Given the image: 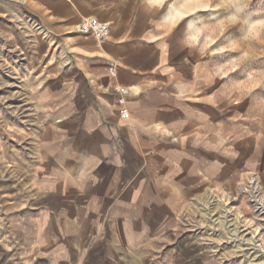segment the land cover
<instances>
[{"label":"crops","instance_id":"1","mask_svg":"<svg viewBox=\"0 0 264 264\" xmlns=\"http://www.w3.org/2000/svg\"><path fill=\"white\" fill-rule=\"evenodd\" d=\"M23 7L66 54L68 83L47 93L55 115L39 136L31 207L10 217L18 244L0 249V264H223L181 226L227 170L204 164V104L187 96L183 35L142 0ZM87 17L109 25L103 41L79 31ZM114 86L128 89L123 104Z\"/></svg>","mask_w":264,"mask_h":264},{"label":"rangeland","instance_id":"2","mask_svg":"<svg viewBox=\"0 0 264 264\" xmlns=\"http://www.w3.org/2000/svg\"><path fill=\"white\" fill-rule=\"evenodd\" d=\"M28 1L0 0V249L8 250L18 244L10 217L31 207L39 136L55 115L47 93L68 83L67 56L26 13ZM142 1L187 42V96L204 104V164L227 168L189 202L182 231L223 264H264V0Z\"/></svg>","mask_w":264,"mask_h":264},{"label":"built area","instance_id":"3","mask_svg":"<svg viewBox=\"0 0 264 264\" xmlns=\"http://www.w3.org/2000/svg\"><path fill=\"white\" fill-rule=\"evenodd\" d=\"M79 31L82 33L91 34L97 41H103L109 33V25L100 21L96 17H87L83 19L79 24ZM109 73L113 75L114 67L108 68ZM112 91L118 95V102L124 103V96L128 93V89L124 86H114ZM122 118H128L129 112L126 108H122L119 112ZM264 202H262V205Z\"/></svg>","mask_w":264,"mask_h":264},{"label":"snow or ice","instance_id":"4","mask_svg":"<svg viewBox=\"0 0 264 264\" xmlns=\"http://www.w3.org/2000/svg\"><path fill=\"white\" fill-rule=\"evenodd\" d=\"M157 3H162V0H157ZM193 39H195V37Z\"/></svg>","mask_w":264,"mask_h":264}]
</instances>
